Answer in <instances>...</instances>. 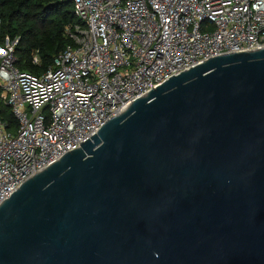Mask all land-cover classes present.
Instances as JSON below:
<instances>
[{
    "label": "water",
    "instance_id": "water-1",
    "mask_svg": "<svg viewBox=\"0 0 264 264\" xmlns=\"http://www.w3.org/2000/svg\"><path fill=\"white\" fill-rule=\"evenodd\" d=\"M0 264H264V48L171 77L22 183Z\"/></svg>",
    "mask_w": 264,
    "mask_h": 264
},
{
    "label": "built area",
    "instance_id": "built-area-1",
    "mask_svg": "<svg viewBox=\"0 0 264 264\" xmlns=\"http://www.w3.org/2000/svg\"><path fill=\"white\" fill-rule=\"evenodd\" d=\"M71 2L70 44L37 75L17 68V40L0 37V204L171 77L264 48V0Z\"/></svg>",
    "mask_w": 264,
    "mask_h": 264
},
{
    "label": "trees",
    "instance_id": "trees-1",
    "mask_svg": "<svg viewBox=\"0 0 264 264\" xmlns=\"http://www.w3.org/2000/svg\"><path fill=\"white\" fill-rule=\"evenodd\" d=\"M0 22L1 39L17 40V68L35 75L51 67L70 44L67 32L78 23L70 0H0ZM7 120L15 126L11 114Z\"/></svg>",
    "mask_w": 264,
    "mask_h": 264
}]
</instances>
